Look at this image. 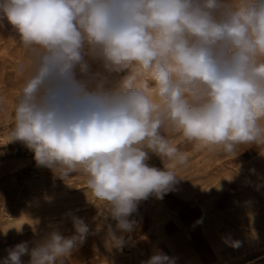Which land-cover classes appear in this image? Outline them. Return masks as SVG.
Instances as JSON below:
<instances>
[{
    "label": "clouds",
    "instance_id": "obj_1",
    "mask_svg": "<svg viewBox=\"0 0 264 264\" xmlns=\"http://www.w3.org/2000/svg\"><path fill=\"white\" fill-rule=\"evenodd\" d=\"M5 18L27 54L10 141L61 177L83 174L117 246L138 203L162 198L187 165L174 136L227 155L264 146V0H0ZM72 224L75 235L53 229L2 264H63L89 233ZM144 264L175 260L157 251Z\"/></svg>",
    "mask_w": 264,
    "mask_h": 264
},
{
    "label": "rangeland",
    "instance_id": "obj_2",
    "mask_svg": "<svg viewBox=\"0 0 264 264\" xmlns=\"http://www.w3.org/2000/svg\"><path fill=\"white\" fill-rule=\"evenodd\" d=\"M27 58L18 34L0 20V264L21 242L29 247L53 229L75 235L72 217L84 220L89 233L63 264H144L162 251L175 264H264V146H240L227 155L197 150L174 136L190 153L177 170L173 189L138 203L130 219L132 232L121 233L117 246L108 235L115 229L108 206L86 187V177H61L40 166L23 142L10 141L13 113L23 82L16 64ZM149 166L165 170L163 160L149 152ZM239 241L238 247L231 246ZM23 264L30 257L22 256Z\"/></svg>",
    "mask_w": 264,
    "mask_h": 264
}]
</instances>
